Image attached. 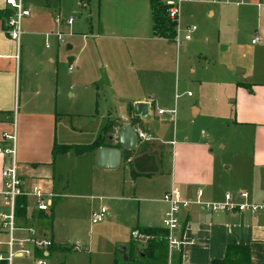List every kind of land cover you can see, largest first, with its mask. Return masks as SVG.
<instances>
[{
    "label": "crops",
    "instance_id": "crops-1",
    "mask_svg": "<svg viewBox=\"0 0 264 264\" xmlns=\"http://www.w3.org/2000/svg\"><path fill=\"white\" fill-rule=\"evenodd\" d=\"M4 1L0 0V147L8 145L1 141L2 134L14 131L16 159L25 188L40 186L58 195L53 199L50 212L38 213L36 220L29 216L34 210L33 199L28 197L25 222L35 224L40 233L50 237L54 243L74 245L79 249L80 243L63 241L53 230L55 206L59 198L66 194L54 185V165L59 158L52 156V146L54 142L72 145L65 138L70 133L63 138L58 133V126L63 121L65 124L69 122L73 133L82 132L71 124L72 117L76 115L68 112L64 94L73 96V89H76V97L87 99L92 95L98 100L103 93L105 99L109 97L122 107L116 111L108 109L107 121L118 119L123 127L133 115L129 106L134 103H149L148 117L151 115L157 98L149 90L159 88L162 94L166 93L169 74H172L170 70H174L173 76L179 75V59L173 56L172 42L153 35L151 0H88L84 5L78 1L82 7L89 8V15L92 14L91 7L95 6L96 18L90 16L80 26L67 27L63 44L50 36L48 47H45L46 33L54 31L53 17L60 10L55 9L57 7L53 3L56 1L60 5L61 0H23L30 8V15L22 19L21 45L16 57V45L5 32L4 13L7 7ZM160 1L178 3V27L181 4H191L190 8H194L195 12L205 4L203 0ZM211 3L214 4V1ZM215 6L218 14L225 17L222 28L215 21L212 23V32L217 34L218 42L221 30L224 34L230 32L231 40H236L238 23H243L244 16L248 14L255 16L254 31L257 36L259 30L263 32L262 39L259 36L261 44L258 45L260 41L253 44L258 45L254 53L261 59L259 66H251L247 74V70L240 69L235 78L234 73H226L221 67L208 72L210 85L223 89L225 99H229L228 106L213 107L211 117L231 124L236 134L235 143L230 146L223 144L215 151L212 140L204 131L199 135L191 130L193 136L178 140L174 129L172 138L164 140L142 118L143 127L153 137L152 142L149 141L151 147L138 143L132 156L125 160L122 153L121 163L116 169L98 167L95 163L96 151L77 155L70 150L63 155L67 159L72 154L77 158H86L92 169L99 170L102 179L97 182L100 186L102 184L106 194L100 199L114 204L122 228L129 229L130 239L135 242L141 241L131 235L136 227H162L166 209L162 195L167 191L177 198L194 201L199 190L200 199L205 202H221L226 192L246 191L250 201L264 204V9L254 5L241 8ZM31 8L35 11L34 16ZM210 11L209 15L215 16V8ZM244 74L245 77L241 78ZM159 109L163 110L156 107L154 111L157 119L162 116L157 114ZM191 111L195 117L201 108L192 104ZM173 113L170 119L175 121V110ZM142 145L146 150L140 148ZM166 148L170 160L157 175L163 182L160 197L152 198L147 188L125 183L126 172L132 179L152 180V173L140 167L148 166L153 153H158L163 161ZM9 160V156L0 154V188L1 169ZM135 200L147 202V205H139L136 216L120 213L122 206H125L123 211L131 209L130 213L133 212L130 202ZM48 219L51 222L45 225ZM182 219L181 236L186 243L180 248L181 264H210L212 259L224 256L229 244L248 245L251 264H264V212H206L191 204L183 212ZM141 235L144 242L145 236Z\"/></svg>",
    "mask_w": 264,
    "mask_h": 264
},
{
    "label": "rangeland",
    "instance_id": "rangeland-1",
    "mask_svg": "<svg viewBox=\"0 0 264 264\" xmlns=\"http://www.w3.org/2000/svg\"><path fill=\"white\" fill-rule=\"evenodd\" d=\"M192 1L194 2V0ZM211 1L203 0L205 4L200 5L201 10L196 12L194 8H190L191 4L183 3L180 5L181 11L177 31L178 46L173 43L174 46L172 48L173 56L179 59V64L177 65L179 75L176 77L174 74L173 76L174 70H170L172 76L169 74V85L166 88V93L162 94L159 88L149 90V92L156 95L157 104L152 106L151 115L145 119L149 127L154 131L156 130L160 138L164 140L172 138L173 129L178 140L179 138H184V136H193L191 130H195L199 135L204 131L207 137L212 140L214 150L218 151L223 144L230 146L235 143L236 134L232 131L230 123L227 125V121L211 117V109L216 105L219 108L228 106L229 99H225L223 89H215L213 85H210L211 78L208 72L216 67H221L226 73L230 71L231 74H235L240 69L247 70L246 74L249 73L251 66L257 67L260 65L261 59L254 52L262 41L258 45L251 43L252 38L257 33L254 31L255 16L248 14L244 16L243 23H238L236 40L234 38L231 40L230 32L224 34L223 30H221L222 34L218 42L217 34L212 32V23L215 21L222 28L225 17L222 14H218L215 5L241 8L244 6H255V3L263 0H245V4L242 5L213 0L214 5ZM53 5L57 7L55 9H60L57 11L62 18L66 19L73 16L74 22L70 26L65 23L59 26L53 20L55 29L51 32L61 31L65 34L67 27L80 26L90 16L93 19L96 18V7H91L92 14L89 15V8L82 7L78 0H61L60 5H57L55 1ZM214 8L216 13L215 16L211 17L209 12H211L210 9L214 10ZM262 8L264 9V7ZM34 12V9L31 8L32 15L35 14ZM188 25H195L197 30L192 33V39L186 41L184 36ZM262 33L259 30L261 39ZM65 36L61 42L62 44L66 41ZM226 46H228L227 51ZM246 74L241 75V78H244ZM236 76L235 74L234 78ZM176 80L179 81L176 82ZM73 93V96L64 94L63 99L67 110H69L68 112L76 115L72 117V126L82 132L73 133L69 122L66 121L65 124V121H63L58 126V133L60 138L70 133V136L65 138L71 144H89L99 136L100 130L102 131V128L107 123L108 109L116 111L122 107H119L120 104L114 103L109 97L105 99L103 93H101V97L98 100L95 97L93 98L92 95L87 99H80V97H76V89H73ZM192 104L201 108V112L195 117L192 116ZM156 107H162L165 112L175 110V121L170 119V114L168 113L159 116L157 119L154 112ZM150 142L144 143V146L146 144L150 148ZM144 146L142 145L140 148L146 150ZM167 149L162 157L163 161H161L158 153H153L148 166L143 165L140 167V169L145 168L152 173V180L145 178L132 179L129 173L126 172L125 183H135L138 187L147 188L148 195L152 198L160 197L163 182L161 183L162 180L157 175H159L161 168L170 160ZM65 154H59L62 156L57 155L56 158L59 159L56 160L54 165L53 181L55 188L63 190L66 195L60 197L59 203L55 206L53 230L55 234L60 236L61 240L80 243L81 247L69 252L53 253L49 258L50 264H64V262L66 264H114L115 262L117 264H174L178 251L173 252L171 255L167 251L166 255L162 254L153 260L145 258L142 252L145 251L147 235H145L144 242L142 240L134 242L135 249L132 250L129 229L122 228V221L116 216V207L107 200L100 199L104 198L106 194L101 188L102 184L100 186L97 182V180L102 179L100 173H98L99 170L94 167L92 169L91 165L87 164L88 159L86 160V158H77L72 154L67 159L63 156ZM223 159L226 160L225 157ZM232 164L234 166L235 163L232 162ZM102 204L108 210L106 216L102 222L92 224L90 221L92 210H96ZM130 204L134 210L133 212L131 211L130 213L131 209L123 211L125 206H122L119 209L120 213L125 216L127 214L136 216L138 206H145L147 202L135 200L131 201ZM150 204L156 203L150 202ZM50 222V219H48L44 224L47 225ZM6 239L7 236L4 233H0L1 252L5 249ZM122 247L125 248L124 252L121 251ZM162 247H165V244H162ZM124 254L128 257L126 262L123 259Z\"/></svg>",
    "mask_w": 264,
    "mask_h": 264
},
{
    "label": "built area",
    "instance_id": "built-area-1",
    "mask_svg": "<svg viewBox=\"0 0 264 264\" xmlns=\"http://www.w3.org/2000/svg\"><path fill=\"white\" fill-rule=\"evenodd\" d=\"M180 1V0H179ZM235 5L245 4V0H217ZM8 16L5 18V32L8 37L15 43L18 57L22 36V19L30 15V8L23 0H5L4 1ZM166 11L168 18L171 21H176V35L172 43L178 46L177 31H178V3L168 2ZM257 8L264 7V0L255 3ZM56 25L62 23L70 26L74 22V17L62 18L60 13H56L53 17ZM196 30L195 25H188L185 29L186 34L184 39L189 41L192 33ZM64 33L61 31L46 33L45 47L49 46V37L53 36L56 41L62 42ZM260 41L259 36L252 38L251 43L257 44ZM189 94V93H187ZM170 114L173 117V111L165 112L162 109L157 111L158 115ZM139 143H146L153 139L152 135L135 126ZM2 142L8 145L0 147V154L9 156L7 162L1 169L2 187L0 188V233L7 236L5 241V249L0 251V264H50L49 258L54 253L48 252V249L55 244L53 240L40 233V229L32 223L27 224V198L33 199V210L30 212V218L36 220L38 213H48L53 204V199L58 195L53 192L45 191L40 186H33L26 189L24 181L19 174L18 161L16 159V134L15 132L3 133ZM19 197L26 198V215L23 219H19L16 215L17 200ZM162 201L166 204V209L163 213L161 225L167 231L165 239L168 245V253L171 255L174 251H180L181 246L186 243L182 239L181 231L183 227V212L191 204H196L199 208L206 212L214 211H232L248 212L257 214L264 212V204L255 203L249 200V194L246 191H238L235 193L226 192L224 199L221 202H205L200 199V191H197V199L194 201L188 199L177 198L172 192H165L162 195ZM107 208L105 205H100L90 215L92 224L100 223L104 220ZM35 212V213H34ZM135 240H142L144 237L137 231L131 233ZM78 247L74 246L73 250ZM39 253H43L40 255Z\"/></svg>",
    "mask_w": 264,
    "mask_h": 264
},
{
    "label": "trees",
    "instance_id": "trees-1",
    "mask_svg": "<svg viewBox=\"0 0 264 264\" xmlns=\"http://www.w3.org/2000/svg\"><path fill=\"white\" fill-rule=\"evenodd\" d=\"M83 5L88 2V0H78ZM168 5L161 2L160 0H151V19H152V32L156 37H162L170 42L174 39L176 35V21H171L166 13ZM8 10L5 11L4 15L8 16ZM132 105L129 106L130 114H132ZM129 123L133 126H137L142 130H145L139 118L131 116ZM122 128V124L118 119H110L107 121L105 126L102 128L99 136L89 144H58L54 142L52 146V156L56 157L59 154L67 153L73 150L75 154H83L86 152H94L99 147H112L118 148V144L114 141L111 136H113L117 130ZM147 131V130H145ZM149 132V131H147ZM133 151L125 150L123 152V158L128 159L132 156ZM133 174V172H132ZM134 175V174H133ZM135 176V175H134ZM16 215L19 219H23L26 215V198L19 197L17 200V211ZM139 234L147 235L146 247L142 254L148 260H153L162 254H167V241L165 236L167 231L162 227H136L135 229ZM135 241L131 239V248L135 249ZM165 244V247H162ZM74 245H63V244H53L52 247L48 249L49 254L52 252H69L73 250ZM43 255V253H39ZM114 264H117L116 262ZM174 264H181V253L176 256V261ZM210 264H251L250 258V247L248 245L242 244H229L226 247L225 254L222 258L212 259Z\"/></svg>",
    "mask_w": 264,
    "mask_h": 264
},
{
    "label": "water",
    "instance_id": "water-1",
    "mask_svg": "<svg viewBox=\"0 0 264 264\" xmlns=\"http://www.w3.org/2000/svg\"><path fill=\"white\" fill-rule=\"evenodd\" d=\"M149 103L147 102H137L132 105L133 116L139 119L148 117L149 114ZM118 144V148L112 147H99L95 154V163L100 168L105 169H116L121 163V155L125 150L133 151L138 145L139 140L135 132V126L131 123L126 124L122 128L116 131L114 136ZM125 248H121L124 252ZM124 262L127 261V255H123Z\"/></svg>",
    "mask_w": 264,
    "mask_h": 264
}]
</instances>
